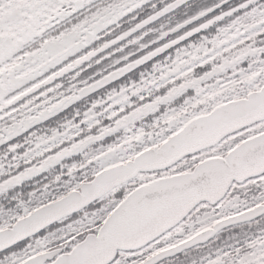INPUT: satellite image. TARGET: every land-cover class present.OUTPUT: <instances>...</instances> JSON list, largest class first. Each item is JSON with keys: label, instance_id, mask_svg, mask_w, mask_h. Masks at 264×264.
Instances as JSON below:
<instances>
[{"label": "snow or ice", "instance_id": "obj_1", "mask_svg": "<svg viewBox=\"0 0 264 264\" xmlns=\"http://www.w3.org/2000/svg\"><path fill=\"white\" fill-rule=\"evenodd\" d=\"M0 264H264V0H0Z\"/></svg>", "mask_w": 264, "mask_h": 264}]
</instances>
